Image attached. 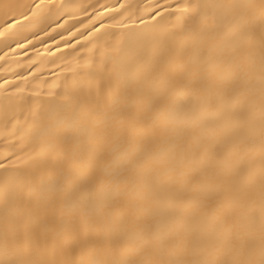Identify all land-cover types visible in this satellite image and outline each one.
Returning <instances> with one entry per match:
<instances>
[{
	"label": "snow or ice",
	"instance_id": "1",
	"mask_svg": "<svg viewBox=\"0 0 264 264\" xmlns=\"http://www.w3.org/2000/svg\"><path fill=\"white\" fill-rule=\"evenodd\" d=\"M74 7L34 0L0 37L47 11L63 21L52 32L79 20L72 27L87 28L81 36L95 45L105 26L86 8L91 26L66 11ZM152 8L147 19L122 20L127 31L81 66L91 76L112 62L123 103L100 114L73 107L66 94L49 124L25 133L27 158L0 160V264H59L39 245L41 232L59 235L57 222L71 224L81 252L70 264H264V218L257 226L248 211L264 204V43H252L264 0H157ZM215 144L223 155L201 160Z\"/></svg>",
	"mask_w": 264,
	"mask_h": 264
},
{
	"label": "bare ground",
	"instance_id": "2",
	"mask_svg": "<svg viewBox=\"0 0 264 264\" xmlns=\"http://www.w3.org/2000/svg\"><path fill=\"white\" fill-rule=\"evenodd\" d=\"M33 2L34 0H0V3L10 5L8 9L0 8V30L17 18L22 20L23 15L29 13ZM65 2L75 5L74 8H66V11L77 12L91 26L88 16L83 14V9L86 8L95 19L97 27L101 24L105 26L100 28L96 36H101L105 32L107 35H103L95 45L88 43L85 37L81 36L82 32H87V28L81 26L80 31H76L72 27L78 25L79 20H69L63 29L57 28L52 32L57 21H63L60 17L45 11L39 18H33L31 26H27L28 22L24 21L25 26L17 24L14 34L6 32L0 37V56L3 57L0 59V160L6 157L16 159L14 153H20L26 159L25 148L28 147L29 140L25 133L49 124L53 112L63 110L66 94L72 96L73 107L100 114L111 112L118 102L122 104L124 101L125 89L117 86L112 62L105 61L104 64L98 65V71L91 76H81L80 73L86 71L81 66L90 58L100 61V52L108 51V46L114 44L118 38L112 33L127 31L119 26L120 22L125 19H147L153 12L152 4L157 0H65ZM121 3L124 4V8L118 7ZM112 6H116L118 11H109ZM120 13L124 15L121 16ZM152 23L149 21L150 25ZM69 28L76 33L75 36L70 35ZM45 30L51 35L45 36ZM61 32L64 33L63 38L60 37ZM76 37L80 38L81 43H76ZM28 38H31V44L27 43ZM20 43L26 44V47L18 46ZM69 43L76 47H68ZM86 43L88 47H83ZM252 43L257 50L264 43V24L259 19L253 28ZM202 47L207 48L206 45ZM49 50L55 54H50ZM188 50L191 51L190 44ZM123 63L116 62L117 70H120ZM224 152L222 144L209 145L206 152L201 151L200 158L215 162L216 157L223 155ZM248 211L258 226L264 218V204L256 200ZM56 229L59 235L55 237L40 233L39 245L42 250L46 249V258L59 264L79 261L82 258L81 252L71 245V224L61 226L57 222ZM32 244L34 249L35 241H32ZM27 245L28 241H25V246ZM87 258L99 259L101 256L90 252Z\"/></svg>",
	"mask_w": 264,
	"mask_h": 264
}]
</instances>
